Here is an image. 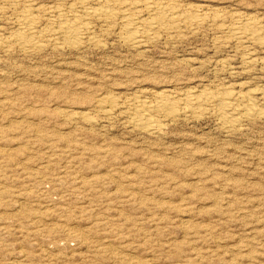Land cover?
Here are the masks:
<instances>
[{
    "label": "rangeland",
    "instance_id": "rangeland-1",
    "mask_svg": "<svg viewBox=\"0 0 264 264\" xmlns=\"http://www.w3.org/2000/svg\"><path fill=\"white\" fill-rule=\"evenodd\" d=\"M170 1L204 5L225 25L264 24V0ZM7 6L3 33L17 14ZM100 39L81 54L0 58V264H264V115L232 133L211 113L164 121L150 136L122 109L163 90L257 94L264 45L242 47L211 24L142 53ZM108 94L119 103L111 118L94 105Z\"/></svg>",
    "mask_w": 264,
    "mask_h": 264
},
{
    "label": "bare ground",
    "instance_id": "bare-ground-1",
    "mask_svg": "<svg viewBox=\"0 0 264 264\" xmlns=\"http://www.w3.org/2000/svg\"><path fill=\"white\" fill-rule=\"evenodd\" d=\"M2 4L10 6L17 14L10 32L3 33L0 29V58L11 55L13 49L28 56L46 50L60 53L72 50L81 54L85 49L100 48L101 34L110 33L124 47L142 53L160 39L179 37L183 30L195 32L205 24L221 30L226 39L242 47L244 44L264 45L263 23L250 17L232 16L230 24L225 25L222 24L224 19L220 18L219 22V18H208L202 13L205 6L198 4L181 6L170 0H75L66 7H42L35 6L32 0H0V7L4 6ZM0 15L5 17L6 14ZM251 53L246 51L242 61L249 66L256 62ZM219 65L225 68L226 62ZM256 92H234L229 88L214 92L202 88L173 97L168 90H163L155 93L153 100L131 95L122 109L133 129L150 136L162 134L164 121L199 118L210 113L224 132L232 133L245 122L264 115L260 109L264 87ZM94 105L110 118L119 108L117 100L109 94L97 98Z\"/></svg>",
    "mask_w": 264,
    "mask_h": 264
}]
</instances>
